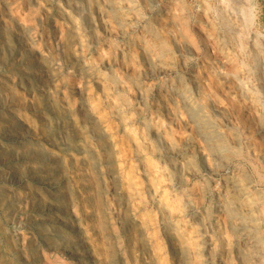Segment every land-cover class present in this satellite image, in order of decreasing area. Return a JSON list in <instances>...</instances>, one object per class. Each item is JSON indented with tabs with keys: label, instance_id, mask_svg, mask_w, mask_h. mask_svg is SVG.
Wrapping results in <instances>:
<instances>
[{
	"label": "rangeland",
	"instance_id": "374dc122",
	"mask_svg": "<svg viewBox=\"0 0 264 264\" xmlns=\"http://www.w3.org/2000/svg\"><path fill=\"white\" fill-rule=\"evenodd\" d=\"M115 1L0 0V88L8 91L15 108L4 111V117H10L20 130L26 128L41 136L51 132L48 123L59 113L69 127L76 124L77 130L90 131L89 139L79 143L91 154L89 161L69 158V163L59 162L60 171L68 176L63 210L70 217V230H78L79 240L83 238L88 247L82 252L85 257H71L56 244L40 242L24 204L18 221L11 225L16 237L8 242L0 238L6 262L2 264H24L25 260L31 261L29 264H246L236 255L232 220L219 208V200L226 178L241 177L255 193L256 216L264 221V134H258L264 108V51L257 57L256 68L251 45L244 60L251 62L252 69L244 73L233 47L220 44L224 32L217 12L226 7L223 15L239 22L247 13L246 35L264 50V0H226L227 4L225 0ZM113 8L122 10L124 16L117 20ZM133 22L139 28H132ZM20 43L23 52L36 56L40 63L37 71H32L37 75L34 78H27L22 69H12L13 61H6ZM46 66H51V71ZM246 79L256 84L255 91L248 89ZM37 85H44L45 92L31 89ZM184 94L194 101L192 109L206 111L211 121L224 127L227 146L235 138L237 146H231L227 158L217 162L208 158L206 143L196 135L190 112L180 103ZM89 115L95 120L92 125L84 120ZM93 126L98 134L107 130L117 134L114 148L107 151L114 175L95 167L100 144ZM41 144H37L38 150L47 153ZM177 154L187 161V167H173L180 159ZM225 162H229L227 167L219 171L217 165ZM198 168L200 176L192 177ZM140 228L145 236L139 233ZM103 249L107 250L104 255Z\"/></svg>",
	"mask_w": 264,
	"mask_h": 264
},
{
	"label": "bare ground",
	"instance_id": "6f19581e",
	"mask_svg": "<svg viewBox=\"0 0 264 264\" xmlns=\"http://www.w3.org/2000/svg\"><path fill=\"white\" fill-rule=\"evenodd\" d=\"M115 1V0H114ZM118 1V0H116ZM115 1V2H116ZM147 1V0H146ZM224 1V0H223ZM119 2V1H118ZM117 2V3H118ZM227 1L225 0V3ZM230 2V1H228ZM233 2V1H232ZM218 3H220L218 1ZM71 4V3H70ZM221 4V3H220ZM227 4V3H226ZM234 4V3H233ZM237 4V3H236ZM106 5V4H105ZM111 5V4H109ZM116 5V3L114 4ZM119 5V4H118ZM223 5V4H222ZM230 5V4H229ZM243 5V4H242ZM247 5V4H246ZM228 6V5H227ZM232 6V5H230ZM234 5L233 7H235ZM241 7V5H238ZM237 7V6H236ZM123 8V7H121ZM164 8V7H163ZM226 7L219 8V11L217 12V17L219 18V24L220 29L224 32V35H221V45L224 47L230 46L233 47V51L235 52L234 57H236L239 63V68L241 70H244L246 73L247 71H251L252 64L253 66H256L257 63V57L259 55L263 54V48L258 45L256 41H249V37L246 35V29L248 25V17L246 13L245 19H242L244 21L239 22L238 18L235 17H227L228 15L224 16V9ZM232 8V7H231ZM238 8V7H237ZM174 9V8H173ZM246 7L244 8V10ZM114 15L117 18L121 17L123 15V11L118 8H113ZM207 10V9H206ZM218 10V9H217ZM238 10V9H237ZM239 10L242 12V10L239 8ZM125 11V9H124ZM227 11V10H226ZM230 11V8H229ZM235 11V10H234ZM239 11V12H240ZM205 12V11H204ZM238 12V13H239ZM247 12V11H244ZM226 13V12H225ZM249 14V12H248ZM168 15V14H167ZM124 16V15H123ZM251 16V15H250ZM66 17V16H65ZM114 17V16H113ZM180 17V16H179ZM211 17V16H210ZM209 17V18H210ZM253 18V17H252ZM101 19V18H100ZM118 20V19H117ZM121 22V21H120ZM45 23V22H44ZM134 23V22H133ZM131 24L132 28H137L138 25L136 23ZM251 23V22H250ZM119 24V23H118ZM250 26V25H249ZM139 28V27H138ZM4 32V31H3ZM214 33V32H213ZM248 33V32H247ZM5 35V34H4ZM253 35V34H252ZM72 36V35H71ZM219 36V35H218ZM256 37V36H255ZM7 38V37H6ZM9 38V37H8ZM47 38V37H46ZM2 39V38H0ZM4 39V38H3ZM69 39V38H68ZM16 40V39H15ZM74 40V39H73ZM9 41V40H8ZM17 41V40H16ZM23 41V40H22ZM152 41V40H151ZM66 42V41H65ZM3 43V42H2ZM8 43V42H6ZM12 43V41H11ZM25 43V42H24ZM69 43V42H68ZM66 43V44H68ZM147 43V42H146ZM252 43V44H249ZM1 44V43H0ZM15 44V43H14ZM26 44V43H25ZM20 48L17 50H14L11 52L10 56L6 58L9 65L12 69L17 70H24L25 76L27 78H34L36 77L34 72L35 69L40 67V63L35 59L34 56H32L29 52H23L25 49H21V43L19 44ZM220 45V46H221ZM253 47V52H255V55L253 54V61L252 64L246 59L244 60L245 53L248 52L250 47ZM2 46V45H1ZM7 46V45H6ZM5 46V47H6ZM30 46V45H29ZM157 46V45H156ZM10 47V46H9ZM69 47V46H68ZM14 48V47H13ZM50 48V47H49ZM1 49V48H0ZM29 49V48H28ZM32 50V48H30ZM69 49V48H67ZM5 50V49H4ZM3 50V52H4ZM7 50V49H6ZM30 51V50H29ZM36 51V50H35ZM32 52V51H31ZM252 52V53H253ZM5 53V52H4ZM8 53V52H7ZM10 53V51H9ZM8 53V54H9ZM35 53V52H34ZM33 53V54H34ZM36 54V53H35ZM40 54V53H39ZM128 54V53H127ZM156 54V53H155ZM159 54V53H158ZM233 54V53H232ZM3 55V54H1ZM120 55V54H119ZM263 56V55H262ZM2 57V56H1ZM4 57V56H3ZM6 57V56H5ZM34 57V58H33ZM54 57V56H53ZM158 57V56H157ZM56 58V57H55ZM131 58V57H130ZM16 60V61H15ZM50 60V59H49ZM250 60V59H247ZM4 61V60H3ZM75 61V60H74ZM77 61V60H76ZM53 62V61H51ZM67 62V61H66ZM256 62V63H255ZM54 63V62H53ZM58 63V62H56ZM78 63V62H77ZM6 64V63H5ZM4 64V66H5ZM258 65V64H257ZM43 66V65H42ZM52 66V64H51ZM51 66H46V70L52 69ZM7 67V66H6ZM77 67V66H76ZM81 67V66H80ZM8 68V67H7ZM5 68V69H7ZM161 68V67H160ZM205 68V67H204ZM257 68V66H256ZM31 71H30V70ZM56 69V68H55ZM239 69V70H240ZM21 70V71H22ZM41 70V69H40ZM82 70V69H81ZM8 71V70H7ZM30 71V72H28ZM37 71V70H36ZM35 71V72H36ZM51 71V70H50ZM57 71V70H56ZM59 71V70H58ZM88 71V70H87ZM11 72V71H10ZM242 72V71H241ZM55 73V72H54ZM243 73V74H244ZM10 74V73H9ZM21 74V73H20ZM52 74V73H51ZM220 74V73H219ZM251 74V73H249ZM254 74V73H253ZM13 75V73L11 74ZM16 75V74H15ZM40 75V74H39ZM53 75V74H52ZM248 75V74H247ZM252 75V74H251ZM250 75V76H251ZM17 76V75H16ZM24 76V77H25ZM45 76V75H44ZM48 76V75H47ZM248 76V77H250ZM256 76V75H255ZM254 76V77H255ZM8 77V76H7ZM40 77V76H39ZM43 77V76H42ZM51 77V76H50ZM233 77V76H232ZM231 77V78H232ZM253 77V76H252ZM20 78V77H19ZM22 78V77H21ZM247 78V76H246ZM5 79V78H4ZM52 79V78H51ZM59 79V78H58ZM253 79V78H252ZM252 79H246V85H248V89L254 90L256 88L252 85L251 82ZM255 79V78H254ZM27 80V79H26ZM25 80V81H26ZM49 80V79H48ZM53 80V79H52ZM245 80V78H244ZM17 81V80H16ZM30 81V80H29ZM28 81V82H29ZM45 81V80H44ZM40 82V81H38ZM46 82V81H45ZM255 82V81H254ZM2 83V81H1ZM21 83V82H19ZM42 83V82H41ZM259 83V82H255ZM6 84V83H5ZM9 84V83H8ZM191 84V83H190ZM15 85V84H14ZM17 85V84H16ZM24 86V85H23ZM48 86V85H47ZM258 86L261 88L258 84ZM257 86V88H258ZM3 87V86H2ZM8 87V86H7ZM13 87V86H12ZM28 87V86H27ZM31 87V86H30ZM246 87V86H244ZM10 88V87H9ZM15 88V87H14ZM49 88V87H48ZM1 89V88H0ZM16 89V88H15ZM27 89V88H26ZM33 91L37 92H45V86L44 85H37V87L31 88ZM262 89V88H261ZM8 90V89H7ZM10 90V89H9ZM47 90H50L47 89ZM204 90V89H203ZM13 91V90H12ZM15 91V90H14ZM13 91V92H14ZM29 91V89H28ZM262 91V90H260ZM8 92V91H7ZM5 89L0 90V171H5V174H1L0 172V238L5 237L7 239V242L9 239L13 240L15 236V231L11 228V225L18 221V218L22 214V211L20 210V207L24 204L28 206V209L26 213L29 214L28 217L30 225L33 227L34 232H36L37 238L42 243L46 244H56L57 246H60L64 249V251L69 252L72 256L78 259H81L82 257H85L82 252H86L88 250V247L85 245L84 241H82L80 238L79 240V234L80 232L78 230H70V217L67 215V211L65 212L63 210V199L64 197V190L68 181V176L59 169V162L62 160L69 163V158H72L74 160H87L89 161L90 155L89 152L86 150L85 146L79 143V141H87L89 139V132L76 129L75 126L69 125L66 123V117L55 113L52 116V120L48 124L51 125V132H48L47 134H43L41 136H37L36 134H33L32 132H28L25 130L26 128H22L23 130H20L15 126L12 119L10 117H4L3 113L4 111L12 110L14 107L12 105L11 96L8 95ZM185 92V91H184ZM259 92V90L257 91ZM16 93V92H15ZM50 93V92H49ZM48 93V94H49ZM183 93V91H182ZM244 93V92H243ZM44 94V93H43ZM42 94V95H43ZM187 94V93H186ZM141 95V94H140ZM38 96V95H36ZM257 96V95H256ZM47 97V96H46ZM207 97V96H206ZM252 97V96H251ZM255 97V96H254ZM36 98V97H35ZM38 98V97H37ZM36 98V100H37ZM40 98V97H39ZM191 96L189 98L184 94L181 99V104L183 108L188 109L191 115V119L193 120V124L195 127L196 135L200 136L201 139L204 140L207 146V152H208V158L210 157L211 161H219L223 160V158L226 157L227 153L230 152V148L232 145L237 146V143H235V138H231V144L227 146V143L225 142V139L223 135L224 127L222 125H217L214 121L217 120H210L211 115L209 117L208 113L206 111L204 113H200L198 110L192 109V101ZM206 99V98H205ZM50 100V99H48ZM249 100V99H248ZM11 101V102H10ZM14 101V100H13ZM39 101V99H38ZM52 101V100H50ZM49 101V102H50ZM171 101V100H170ZM250 101V100H249ZM258 101V98H257ZM45 102V101H43ZM194 102V101H193ZM205 103V102H204ZM251 103V102H250ZM38 104V103H37ZM231 104V103H230ZM47 105V104H45ZM56 105V104H55ZM211 105V104H210ZM43 106V105H42ZM49 107V105H48ZM173 107V106H172ZM258 107V106H257ZM36 108V107H35ZM34 108V109H35ZM40 108V107H39ZM44 108V107H43ZM52 109V107L50 106ZM216 108V107H215ZM260 108V106H259ZM15 109V108H14ZM21 109V108H20ZM42 109V108H41ZM55 109V108H54ZM262 110V123L261 126H259L258 134L262 135L264 134V108H261ZM57 110V109H56ZM59 110V109H58ZM166 110V109H165ZM255 110V109H254ZM15 111V110H13ZM21 111V110H20ZM40 111V110H39ZM116 111V110H115ZM261 111V110H260ZM11 112V111H10ZM33 112V111H32ZM44 112V111H43ZM203 112V111H202ZM256 112V111H255ZM51 113V112H50ZM70 113V111H69ZM74 113V112H73ZM91 113V112H90ZM5 114V113H4ZM43 114V113H42ZM46 114V113H45ZM63 114V113H62ZM68 114V113H66ZM76 114V113H75ZM74 114V115H75ZM86 114V113H85ZM20 115V114H19ZM27 115V114H26ZM30 115V114H29ZM48 115V114H47ZM65 115V112H64ZM101 115V114H100ZM6 116V115H5ZM23 116V115H22ZM72 118L73 115L71 114ZM83 116V115H82ZM19 117V116H18ZM21 117V116H20ZM28 116H26L27 118ZM31 117V116H30ZM43 117V116H42ZM85 117V116H84ZM110 117V116H109ZM112 117V116H111ZM13 118V117H12ZM33 118V117H32ZM44 118V117H43ZM49 118V117H48ZM215 118V116H214ZM15 119V118H14ZM36 119V118H35ZM34 119V120H35ZM77 118L76 120H78ZM107 119V118H106ZM109 119V118H108ZM111 119V118H110ZM257 119V118H256ZM23 120V119H22ZM33 120V119H32ZM33 120V121H34ZM48 120V119H47ZM91 125L94 124L95 120L93 116L89 115L86 116L84 119ZM101 120V119H99ZM103 120V119H102ZM28 121V120H27ZM71 121V118H70ZM259 121V119H258ZM39 122V121H38ZM44 122V121H43ZM46 122V121H45ZM75 122V120H74ZM79 122V121H78ZM220 122V121H219ZM35 123V122H33ZM110 123V122H109ZM30 124V122L26 123ZM36 124V123H35ZM39 124V123H38ZM37 124V125H38ZM41 124V122H40ZM79 124V123H78ZM84 124V123H83ZM87 124V123H86ZM107 124V123H106ZM161 124V123H160ZM191 124V123H190ZM80 125V124H79ZM90 125V126H91ZM102 125V123L100 124ZM104 125V124H103ZM28 126V125H27ZM48 126V125H47ZM113 126V125H112ZM115 126V124H114ZM113 126V127H114ZM163 126V125H161ZM49 127V126H48ZM80 127V126H79ZM247 127V126H246ZM35 128V127H34ZM50 128V127H49ZM100 128V127H99ZM98 128V129H99ZM45 129V128H44ZM43 129V130H44ZM85 129V128H84ZM89 129V128H88ZM109 129V128H108ZM112 129V127H111ZM107 130V129H106ZM107 132L105 134H98L96 132V128L93 126L92 132H95L96 139L98 140L99 149L97 148L96 157L98 158V164L95 166L99 169H107V171L114 175L115 171L112 170L111 162L107 158V151L108 149L114 148L113 145L115 144L114 139L115 131L111 130V132ZM194 131V132H195ZM252 131V130H251ZM256 131V130H255ZM114 132V133H112ZM228 132V131H227ZM89 133V134H88ZM228 134V133H226ZM252 134V133H251ZM195 135V134H194ZM229 135V134H228ZM232 135V134H231ZM95 136V135H94ZM230 136V135H229ZM198 137V138H200ZM231 137V136H230ZM264 141V135H262ZM60 138V139H59ZM116 138V137H115ZM122 139V138H121ZM240 139V138H239ZM92 140V139H91ZM114 140V141H113ZM241 140V139H240ZM96 141V140H94ZM93 141V142H94ZM227 141V140H226ZM90 142V141H89ZM97 142V143H98ZM134 142V141H133ZM137 142V141H136ZM167 142V141H166ZM170 142V141H169ZM229 142V141H228ZM38 143H42L46 146V149L48 150L47 153H44L40 150H38ZM41 144V145H42ZM95 144V143H94ZM239 144V143H238ZM264 144V143H263ZM97 145V144H95ZM135 145V144H133ZM92 146V145H90ZM122 145H120L121 148ZM155 146V145H154ZM42 147V146H41ZM87 147V146H86ZM96 147V146H95ZM194 147V146H193ZM235 147V146H234ZM40 148V146H39ZM90 148V147H89ZM92 148V147H91ZM117 148V145L115 146V149ZM127 148V147H126ZM136 148V147H135ZM41 149V148H40ZM43 149V148H42ZM94 149V147H93ZM96 149V148H95ZM187 149V148H186ZM44 151V150H43ZM93 151V150H92ZM110 151V150H109ZM122 151V150H121ZM193 152V151H192ZM206 152V153H207ZM92 153V152H91ZM183 153V152H182ZM236 153V152H235ZM110 154V153H109ZM115 154V153H114ZM192 154V153H191ZM206 155V156H207ZM94 156V155H93ZM92 156V157H93ZM110 156V155H109ZM228 156V155H227ZM124 157V154H123ZM175 157V156H173ZM177 157H180V159L177 161V159L174 161L173 167L177 168L182 166L181 168L185 167L187 165V161H185L184 158H181L179 154H177ZM125 158V157H124ZM133 158V157H132ZM193 158V157H192ZM191 158V159H192ZM196 158V157H195ZM207 158V159H208ZM227 158V157H226ZM235 158V157H234ZM190 159V158H189ZM206 159V160H207ZM171 160V162H172ZM195 160V159H194ZM197 160V159H196ZM208 162V161H207ZM192 163V162H191ZM197 163V162H196ZM229 163V162H228ZM227 162L223 163L221 166L217 165L219 171L221 169H224L227 167ZM75 164V163H74ZM88 164V163H87ZM85 164V165H87ZM129 164V163H128ZM131 164V163H130ZM200 164V163H199ZM221 164V162H220ZM78 166V164H75V166ZM119 165V164H117ZM121 165V164H120ZM134 165V164H133ZM169 165V164H168ZM192 164H190L191 166ZM211 165V164H210ZM63 166V165H62ZM68 166V165H67ZM88 166V165H87ZM91 166V165H90ZM229 166V165H228ZM65 167V166H64ZM133 167V166H132ZM187 167V166H186ZM193 167V166H191ZM210 167V166H209ZM82 168V167H81ZM128 168V167H127ZM189 168V167H188ZM85 169V168H84ZM91 169V168H90ZM95 169V168H94ZM196 169V168H195ZM203 169V168H202ZM217 169V170H218ZM97 170V169H96ZM194 170V168H193ZM70 171V170H69ZM86 171V169H85ZM95 171V170H93ZM99 171V170H98ZM105 171V170H104ZM103 171V172H104ZM128 171V170H127ZM226 171V169H225ZM68 172V170H67ZM72 172V170H71ZM201 169L198 168L197 170L193 171L190 175L192 177L200 176ZM98 173V172H97ZM181 172L178 173V175L181 177L183 176ZM89 174V173H88ZM96 174V173H95ZM126 174V173H125ZM208 174V173H207ZM213 174V173H212ZM104 175V174H103ZM215 175V174H214ZM78 176V175H77ZM136 176V175H135ZM82 177V176H81ZM80 177V178H81ZM118 177V176H117ZM116 177V178H117ZM121 177V176H120ZM127 177V176H126ZM173 177V176H172ZM73 178V177H72ZM83 178V177H82ZM81 178V179H82ZM226 178V177H225ZM244 178V177H243ZM137 179V178H136ZM203 179V178H202ZM178 180V179H177ZM70 181V180H69ZM79 181V180H78ZM77 181V182H78ZM203 181V180H202ZM248 181V180H247ZM249 184V183H248ZM246 183L244 179L241 177H230L226 178L225 184L223 187L222 194L223 198H221L222 203L220 204L219 208L226 214V216H229L232 220V224L230 225L231 230L233 231L235 237V247H236V255L238 256V259H240L242 262L244 261L246 264H264V221L261 220L259 217H257L256 212L258 210V204L255 202V200L252 198L253 191L250 189L249 185ZM71 187V186H70ZM207 188V187H206ZM70 189V188H69ZM95 189V188H94ZM208 189V188H207ZM70 191V190H69ZM128 193V191H127ZM135 194V193H134ZM255 194V193H254ZM253 194V196H254ZM67 195V193H66ZM71 195V193H70ZM68 194V196H70ZM213 195V194H212ZM68 199V198H66ZM70 199V198H69ZM223 200V201H222ZM254 200V202H253ZM65 202V201H64ZM262 202V201H261ZM210 203V202H209ZM68 204V203H67ZM217 204V203H216ZM96 205V202H95ZM128 205V203L126 204ZM261 205V204H260ZM209 206V205H208ZM68 206L66 205V208ZM97 207V206H96ZM26 208V206H25ZM209 208V207H208ZM218 209V208H217ZM261 209V208H260ZM259 209V210H260ZM220 210V211H221ZM147 211V210H146ZM263 211V210H262ZM131 213V212H130ZM223 213V214H224ZM129 214V213H128ZM133 214V213H132ZM224 214V215H225ZM131 216V214H130ZM152 216V215H151ZM150 217V216H149ZM264 217V216H263ZM97 218V217H96ZM124 218V217H123ZM130 218V217H128ZM145 218V217H144ZM126 219V218H125ZM128 220V219H127ZM99 221V220H98ZM139 221V220H136ZM151 221V220H150ZM204 221V219H203ZM207 221V220H205ZM210 220H208L209 222ZM228 221V220H227ZM21 222V221H20ZM76 222V221H75ZM145 221H143L144 223ZM22 223V222H21ZM140 223V221H139ZM142 223V222H141ZM146 223V222H145ZM144 223V224H145ZM229 223V221H228ZM19 224V223H18ZM127 224V223H126ZM125 224V225H126ZM134 224V223H133ZM142 224V225H144ZM154 224V223H153ZM197 224V223H196ZM209 224V223H208ZM204 225V224H203ZM227 225V224H226ZM15 226V225H14ZM140 226V225H139ZM138 226V227H139ZM146 226V225H145ZM194 226V225H193ZM78 227V226H77ZM123 227V226H122ZM131 227V226H130ZM206 228V226H204ZM14 228V227H13ZM26 228V227H25ZM80 228V227H78ZM83 228V227H82ZM135 228V227H134ZM147 228V227H146ZM169 228V227H168ZM211 228V227H210ZM28 229V227H27ZM122 229V228H121ZM120 229V230H121ZM124 229V228H123ZM130 229V228H129ZM136 229V228H135ZM145 229V228H144ZM204 229V228H203ZM99 230V229H98ZM125 230V229H124ZM127 230V227H126ZM172 230V229H171ZM128 231V230H127ZM139 233H143V229H138ZM132 232V231H131ZM135 232V231H134ZM147 232V231H146ZM169 232V231H168ZM208 232V231H207ZM82 233V232H81ZM85 233V232H84ZM113 233V232H112ZM130 233V232H129ZM230 233V232H229ZM19 234V233H18ZM17 234V235H18ZM30 234V233H29ZM134 234V233H133ZM145 234V233H144ZM149 234V233H148ZM153 234V233H152ZM189 234V233H188ZM143 235V234H142ZM147 235V234H146ZM170 235V234H168ZM29 236V235H28ZM84 236V235H83ZM137 236V234H136ZM145 236V235H143ZM149 236V235H148ZM175 236V235H174ZM190 236V235H188ZM27 237V236H26ZM33 237V236H29ZM186 237V236H185ZM184 237V238H185ZM191 237V236H190ZM19 238V237H18ZM21 238V237H20ZM35 238V237H34ZM137 238V237H136ZM146 238V237H144ZM174 238V237H173ZM187 238V237H186ZM192 238V237H191ZM37 239V240H38ZM140 239V238H139ZM138 239V240H139ZM143 239V238H141ZM150 239V237H149ZM148 239V241H149ZM155 239V238H154ZM1 240V239H0ZM16 240V239H15ZM22 240L23 237H22ZM32 240V239H31ZM30 240V242H31ZM106 240V239H105ZM191 240V239H190ZM5 241V240H4ZM19 241V239H18ZM27 241V240H26ZM108 241V240H107ZM117 241V239H116ZM119 241V240H118ZM152 241V240H151ZM174 241V240H173ZM6 242V241H5ZM11 242V241H10ZM9 242V243H10ZM13 242V241H12ZM21 242V241H20ZM88 242V241H87ZM143 242V241H142ZM146 242V241H145ZM15 243V241H14ZM25 243V242H24ZM29 243V242H27ZM33 244V243H32ZM151 244V243H149ZM6 245V244H5ZM9 245V244H8ZM14 245V244H13ZM24 245V244H22ZM141 245V244H140ZM144 245V244H143ZM16 246V245H15ZM14 246V247H15ZM21 246V244L19 245ZM34 246V245H32ZM39 246V245H38ZM47 246V245H46ZM55 246V245H54ZM111 246V244H109ZM118 246V245H117ZM139 246V245H138ZM189 246V245H188ZM5 247V246H4ZM8 247V246H7ZM10 247V245H9ZM12 247V248H14ZM30 247V246H29ZM106 247H108L106 245ZM141 247V246H140ZM138 247V248H140ZM20 248V247H19ZM18 248V249H19ZM26 248V247H24ZM35 248V247H34ZM33 248V249H34ZM38 248V247H37ZM42 248V247H41ZM54 248V247H53ZM103 248V247H102ZM109 248V247H108ZM112 248V247H111ZM190 248V247H189ZM5 249V248H4ZM3 249V250H4ZM10 249V248H9ZM16 247V250H18ZM29 249V248H27ZM107 249V248H104ZM103 249V251H105ZM113 249V248H112ZM142 249V247H141ZM37 250V249H36ZM42 250V249H41ZM56 250H58L56 248ZM60 250V249H59ZM12 251V250H11ZM15 251V250H14ZM113 252V250H111ZM9 252V251H7ZM13 252V251H12ZM26 252V251H25ZM28 252V251H27ZM31 252V251H30ZM107 252V250L103 253V255ZM111 252V253H112ZM159 252V251H158ZM197 252V251H196ZM94 253V252H92ZM91 253V254H92ZM9 254V253H8ZM15 254V253H13ZM23 254V253H22ZM89 255V253H86ZM109 254V253H107ZM106 254V255H107ZM121 254V252H120ZM163 254V253H162ZM191 254V253H190ZM20 255V253L18 254ZM34 256V253L32 254ZM94 255H96L94 253ZM101 256L104 257V256ZM114 255V254H113ZM133 255V254H132ZM226 256V255H225ZM10 257V256H9ZM69 257V256H68ZM95 257V256H94ZM110 257V256H109ZM112 257V256H111ZM7 258V257H6ZM39 258V257H38ZM82 258V259H83ZM185 258V257H184ZM192 258V257H191ZM5 255L3 254L2 248L0 246V263L2 264L4 262ZM12 259V258H11ZM16 259V258H15ZM22 259V258H21ZM19 259V260H21ZM37 259V257H36ZM93 259V258H92ZM107 259H109L107 257ZM182 259V258H181ZM201 259V258H200ZM39 260V259H38ZM101 260V259H100ZM99 260V261H100ZM110 260V259H109ZM136 260V258H135ZM134 262L136 263V261ZM141 260V259H140ZM184 260V259H182ZM191 260V259H190ZM12 260H10L11 262ZM89 261V260H88ZM96 261V260H95ZM139 261V260H138ZM14 262V261H13ZM11 262V264H13ZM103 262V261H102ZM101 262V263H102ZM114 262V261H113ZM111 262V263H113ZM149 262H151L149 260ZM6 263V262H4ZM31 261L25 260L24 264H29ZM110 263V262H107ZM146 263V262H145ZM144 263V264H145ZM148 263V262H147ZM146 263V264H147ZM152 263V262H151ZM150 263V264H151ZM241 263V262H240ZM17 264V263H16ZM39 264V263H38ZM84 264V263H83ZM104 264V263H102ZM106 264V263H105ZM137 264V263H136ZM185 264V263H184ZM188 264V263H187Z\"/></svg>",
	"mask_w": 264,
	"mask_h": 264
}]
</instances>
